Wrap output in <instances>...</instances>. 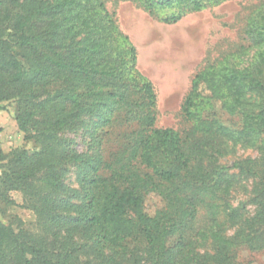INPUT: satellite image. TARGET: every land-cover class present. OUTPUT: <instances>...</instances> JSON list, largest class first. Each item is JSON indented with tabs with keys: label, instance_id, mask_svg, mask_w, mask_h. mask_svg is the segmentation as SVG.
Returning <instances> with one entry per match:
<instances>
[{
	"label": "trees",
	"instance_id": "1",
	"mask_svg": "<svg viewBox=\"0 0 264 264\" xmlns=\"http://www.w3.org/2000/svg\"><path fill=\"white\" fill-rule=\"evenodd\" d=\"M229 1L115 7L129 3L174 25ZM243 10L244 44L199 63L180 103L190 125L176 131L155 126V86L139 71L116 8L104 0H0V104H13L23 140L33 144L0 148V264H92L88 254L107 264H234L239 249L264 250V228L256 229L264 224V0ZM209 100L237 126L204 116ZM78 130L82 152L66 138ZM255 144L259 157L223 162L230 148ZM70 166L78 193L64 183ZM241 178L255 181L249 218L230 203ZM10 192L23 195L39 234L7 215ZM149 193L163 205L153 216L141 206Z\"/></svg>",
	"mask_w": 264,
	"mask_h": 264
},
{
	"label": "rangeland",
	"instance_id": "2",
	"mask_svg": "<svg viewBox=\"0 0 264 264\" xmlns=\"http://www.w3.org/2000/svg\"><path fill=\"white\" fill-rule=\"evenodd\" d=\"M106 7L110 10H118V19L121 26L146 32L150 43L154 45V55L157 62L149 63V56L144 58L143 73L155 81V91L157 93V115L155 126L157 128H170L176 131H183L188 124L180 111L182 96L186 92L190 77L196 67L206 56L212 61L219 55L230 51L235 45L244 44L243 34L240 28L243 24L242 16L246 10L244 6L254 3L256 0H232L221 6L206 9L196 13L193 17L186 18L178 24L165 25L150 17L144 11L136 9L129 3H121L115 7L118 0H104ZM241 13V14H240ZM161 12L159 17L167 15ZM134 34V32L132 33ZM203 95H209L202 91ZM202 110L204 116L218 119L227 126L236 127L238 120L229 116L215 100L206 102ZM118 128L116 129V131ZM24 134L20 131L15 119L13 104L4 102L0 104V148L4 153H9L15 149H32L31 142L23 140ZM66 138L75 144V149L84 151L86 135L84 131L78 130L67 134ZM111 144V143H110ZM258 145L243 149L239 146L230 148L229 155L224 159V163L231 166L234 161L259 157ZM254 180L241 178L237 185L230 203L233 208H238L244 212L246 218L252 216L257 208L256 203L251 202L254 197ZM64 183L70 192L80 191L77 172L73 167L67 168ZM13 204L5 207L7 215L18 217L22 221V227L30 233L39 234L40 227L36 214L24 206L23 195L20 192H10ZM74 196V195H73ZM72 196V197H73ZM75 198V197H74ZM264 202V197L258 199ZM142 211L147 216H153L155 212L163 207L161 199L154 193L145 196ZM0 220L5 222L0 215ZM244 220V219H243ZM239 226V221L237 222ZM254 225V224H253ZM264 228V224H259L256 229ZM233 228H228L225 232L227 236L233 233ZM77 236H73L69 242H74ZM79 240V239H77ZM209 251V246L202 247L201 252ZM238 258L234 264H264V250L249 252L245 249L237 251ZM91 254L84 256V260H89L92 264H107L104 260L90 258ZM144 264V262H141Z\"/></svg>",
	"mask_w": 264,
	"mask_h": 264
},
{
	"label": "crops",
	"instance_id": "3",
	"mask_svg": "<svg viewBox=\"0 0 264 264\" xmlns=\"http://www.w3.org/2000/svg\"><path fill=\"white\" fill-rule=\"evenodd\" d=\"M196 13H193V15ZM193 15H188L184 18H182L178 23H180L182 20L189 18V17H193ZM177 23V24H178ZM121 25V23H120ZM125 27V26H124ZM123 26H121L122 30L124 31V33L129 37L131 43L133 44V46L136 49V54L138 56V60H137V67L139 69V71L141 72V74L143 73V65H144V58L147 56H149L148 62L154 64L156 61L155 59V55H154V45L152 43H150V39L147 36L146 32H141L139 29L137 30L136 28L138 26H135L133 29L131 28H124ZM134 32V34H132ZM144 76V74H142ZM146 76V75H145ZM149 80H151V82L153 83V85L156 87L155 81L152 78H149L148 76H146Z\"/></svg>",
	"mask_w": 264,
	"mask_h": 264
}]
</instances>
